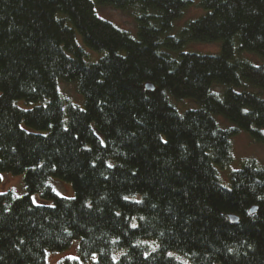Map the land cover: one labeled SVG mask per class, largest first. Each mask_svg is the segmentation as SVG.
<instances>
[{"label":"trees","instance_id":"16d2710c","mask_svg":"<svg viewBox=\"0 0 264 264\" xmlns=\"http://www.w3.org/2000/svg\"><path fill=\"white\" fill-rule=\"evenodd\" d=\"M263 131L264 0H0V264H264V164L219 175Z\"/></svg>","mask_w":264,"mask_h":264},{"label":"rangeland","instance_id":"374dc122","mask_svg":"<svg viewBox=\"0 0 264 264\" xmlns=\"http://www.w3.org/2000/svg\"><path fill=\"white\" fill-rule=\"evenodd\" d=\"M97 14L115 25L121 27L124 30L133 31L134 24L130 17L122 12L115 10L111 7L103 6L97 7ZM199 9L195 5H190L182 16V20L193 17L199 13ZM183 22V21H182ZM182 22L177 24L180 26ZM190 49L200 52H215L217 50L216 44L206 43H194L190 45ZM251 60L256 61L255 57L248 55ZM59 92L62 96L69 99L73 103H80L81 98L75 92L72 84L59 83ZM21 108H30L35 104H24L23 101L16 103ZM190 104V103H188ZM82 106V103L79 105ZM222 123V122H221ZM231 153L232 161L223 170H219V175L223 181H225L227 172L229 170L237 168L246 159H255L257 162L264 164V131L260 142H254L248 138L244 133H239L232 137L231 140ZM49 184L54 189L55 193L59 196L70 198L73 196V190L69 182L51 178ZM11 190L15 195H21L24 193L22 175H13L9 173H3L0 176V193ZM31 199L35 200L38 204H49V201L43 200L38 194H33ZM46 264H89V262L81 261L76 253V242H73L64 251L60 252H47ZM220 264V263H216Z\"/></svg>","mask_w":264,"mask_h":264},{"label":"water","instance_id":"95a60500","mask_svg":"<svg viewBox=\"0 0 264 264\" xmlns=\"http://www.w3.org/2000/svg\"><path fill=\"white\" fill-rule=\"evenodd\" d=\"M145 90L152 91L153 90V86L151 84L147 83V84H145ZM255 210H256V207H251L249 209V213H253V212H255ZM228 219L232 223H235L238 220L237 216H234V215H229Z\"/></svg>","mask_w":264,"mask_h":264},{"label":"snow or ice","instance_id":"6c2138e0","mask_svg":"<svg viewBox=\"0 0 264 264\" xmlns=\"http://www.w3.org/2000/svg\"><path fill=\"white\" fill-rule=\"evenodd\" d=\"M164 143H167V141H164ZM109 167H112V165H108ZM125 199H127L126 197H125ZM33 203L35 204L36 203V201L33 199ZM49 207H55V205H49ZM117 215H119V213H117ZM133 227H135V226H133ZM0 259H2V257H0ZM145 259H147V256H145Z\"/></svg>","mask_w":264,"mask_h":264}]
</instances>
